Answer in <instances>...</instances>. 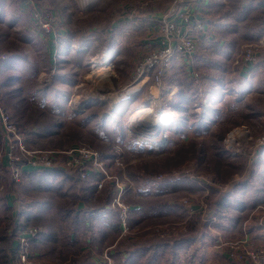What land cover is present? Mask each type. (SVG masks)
<instances>
[{"label":"rangeland","instance_id":"obj_1","mask_svg":"<svg viewBox=\"0 0 264 264\" xmlns=\"http://www.w3.org/2000/svg\"><path fill=\"white\" fill-rule=\"evenodd\" d=\"M30 1L39 14L27 0H0V111L8 117L7 123L14 126L16 142H22L28 150L63 151L81 144L98 150L101 153L98 163H102L99 169L91 170L89 162L80 169L70 171L78 170L80 175L85 170L88 174L92 172L100 174L101 179L98 180L96 189L100 194H96L99 200L96 203L97 199L91 201L95 205L88 212L95 214L99 210L102 211L100 203L108 198L106 215L99 219L119 222L117 230L111 225H103L105 230L112 231V235L105 233L100 235L94 225L87 227L80 225V228L75 226V229L71 230L68 222H64L61 224V232L66 240L61 237L52 252L44 255L42 260L50 264H69L79 258L84 260L88 255L90 262L94 264H116L114 256L121 238L137 240L143 235H153L169 239L175 234L185 233L190 228H193V231H200L195 216L204 214L206 201L204 200L202 206L196 209L198 213L192 216L194 220L192 226L189 223L190 213L195 212L191 201L197 195L205 196L207 189L210 197L211 190L218 191L214 193L216 198L219 193L228 190L229 184L240 179V176L233 173L228 181L219 182L215 179L223 178L230 166L228 163H224L222 167L212 166V162L217 159L213 151L210 164L206 161L197 163L184 151H179L181 148L189 147L191 142H203L214 146L221 144L228 152L223 154V158L227 161L242 159L246 161V166H249L250 160L256 156L253 153V141L264 134V96L263 92H257L264 90V73L255 66H245L240 61L232 68L228 61L238 59L241 46L245 44L258 46V43L240 38V43L237 40H230L232 46L225 47V50L199 48L200 54L205 52L209 56L217 54L220 57L208 58L207 64H203L204 68L198 65L196 74L201 80L195 82L191 79L193 84L179 69L182 60L173 58L171 64H175L178 70H174L177 72L176 76L168 81L164 80L163 89L153 87L149 93L152 82L148 79L127 102L119 103L120 90L123 86L132 84L138 59L151 47L147 43L149 35L147 36L144 31L146 39L141 40H145L146 45L144 47L141 43V51L138 53L134 49L132 33L129 35L131 41L127 49L124 43L123 48L115 49L120 54L111 56V77L107 83L100 85V81H93L94 75L90 74L91 60L96 54L106 53L103 52L107 48L105 44H111L112 40L110 37L107 38L106 33L116 32V29L111 28L127 27L126 21H130V18L128 19L126 15L130 11H134V17L142 14L152 16L155 13H163L174 0ZM121 21L125 24L121 25ZM136 22L138 23L136 26L140 25V20H135L132 26ZM42 24H48L49 33L42 29ZM238 30L241 37L248 38V34L254 33L249 31L245 33L244 28ZM205 35L199 39L198 44L204 42ZM116 37H123V32ZM259 51L264 52V48L259 47ZM244 67L248 68L246 78L238 76V71ZM200 73L203 76H200ZM236 76L241 81L240 85L235 80ZM219 80L221 82H217ZM211 86L222 90L216 94L210 91ZM187 87L194 91V99L187 105L188 116L194 112L198 116L208 107L220 109L218 114H215L214 123L206 125L208 129L195 130L192 126L197 120L192 118L186 122V126L179 123L180 113L171 107V103L177 102V100L174 102L173 96L179 89H182L181 97L184 98L188 93ZM242 89L243 92L239 93ZM169 91H173L170 97L167 95ZM153 97L158 100L155 104H151ZM205 102L209 106L204 108ZM151 105L157 111L161 108L168 109L172 116L170 123L158 130L153 138L154 141L161 140L160 143L145 141V138H150V134L140 126L132 127L133 123L129 122L135 110ZM116 110V115L111 118ZM92 115H94L92 119L88 118ZM148 122L152 123L151 120ZM101 123L103 125L100 126ZM245 131L247 135L242 137L240 134ZM4 132V126L0 122V152L5 150ZM235 132H237L235 143L228 145L225 141ZM262 148L264 146L257 150ZM10 163L8 160L0 161V200L4 195L13 196L10 192L14 190V186L17 185L15 182L21 177V170L17 178L13 177ZM206 166L208 168H205ZM213 171L219 175H214ZM261 175H264V171ZM38 180L40 178L35 180L36 184L40 183ZM99 183L102 184L100 188ZM34 184L33 182L32 185ZM18 191L20 198L25 197L20 186ZM107 194L109 197H106ZM40 195H33L34 201L38 200ZM49 199L52 201L50 196ZM54 199L56 198H53V202ZM79 200L78 203L84 205L88 201L83 198ZM13 201L17 200H13L12 197L11 202ZM65 201H59L65 205L62 209L70 210L72 200ZM184 202H187V207ZM260 202L255 210L251 207L243 214L251 218L249 225L251 223L264 225V201ZM83 204L79 205V208H82ZM183 207L188 209V218L179 215ZM75 210L77 211V207ZM75 210L72 215H75ZM227 212L233 214L234 210L229 208ZM93 217L91 216V219ZM50 219L52 220V217ZM97 219L94 218L93 222L97 223ZM204 220H208V228H214L211 225L214 224L215 217L208 219L205 213ZM32 228L38 231L40 227L32 225ZM225 240L226 242L218 240L215 247L224 249L227 258L232 262L240 264L249 262L245 259L237 261L230 258L226 247L221 244L235 243L238 239L234 237ZM0 242L2 245L1 233ZM31 246L27 245L30 255ZM254 247L264 249L256 243ZM17 249L16 244V247L11 249L14 253H9L12 262L15 261ZM250 263L255 264L251 261Z\"/></svg>","mask_w":264,"mask_h":264},{"label":"trees","instance_id":"obj_2","mask_svg":"<svg viewBox=\"0 0 264 264\" xmlns=\"http://www.w3.org/2000/svg\"><path fill=\"white\" fill-rule=\"evenodd\" d=\"M143 11H145V8ZM179 69H181V72L182 73L184 72L186 77L189 78L183 66H181V68ZM176 73L177 72H175L174 69L171 72V65H170L168 69V73L164 80L168 81V79H170L171 77L173 78L174 75L176 76ZM191 79L190 81L192 83L193 79L192 80ZM204 80H207V79L204 78ZM217 82H221V80ZM187 88H188V93L187 95H184L185 96L184 98L181 97L182 89H179L178 92L174 94L173 96L174 102L176 100L177 102L175 104L171 103V107L175 109L178 113H180L179 123L185 124L186 126L187 125L186 122L188 120H191L190 118H192V119L197 120V122H195V120H192V122L196 123L192 126L195 130L199 131L200 130L199 128L208 129L206 125L210 123H214L215 114H218L220 109L216 107H208L204 112H202L198 116L195 114V112L189 114L188 116L187 114H188L189 109L187 105L191 104V102L193 101L194 91H192L191 88L189 89V87ZM220 90H222V88L214 89L213 86H211L210 91L211 92L213 91L217 94L220 92ZM262 92L264 93V90H262L260 93ZM263 93L262 95L264 96ZM116 112L117 110L111 116V118L116 115ZM93 116L94 115L88 118L92 119ZM101 125L103 124L101 123L100 126ZM179 128L180 127H178V129ZM211 139H212V136L210 137V141H209L210 143H211ZM210 145L211 144H205L203 142L201 143L191 142L189 147L181 148L182 150H180L179 152L184 151L186 154L191 156V160L193 159L197 163L201 164V161H206V163L208 164L209 161L212 160L211 154L213 151L214 154L217 156V159L218 158L220 159L214 160V162H212V166L214 165L215 167L216 165V167H220V166L222 167L224 163H228V165L230 166L229 170L225 172L223 178L219 177L215 179V180H218L219 182L228 181L230 176L233 173H239L243 175L241 180L237 181L233 185L232 190L226 193L217 203L216 212L218 214H221L223 212H227L229 208L235 206L233 202L234 203L238 202L240 200L239 196L248 192L247 184L251 181V179L257 176L258 177L262 176L261 174L264 171V166H263L264 157H262V155L264 154V148L258 149L257 151H255L254 155L256 156L253 159L251 158L252 160H250L249 166H246L245 160L235 159L233 161L232 160L227 161L226 158H223V154H227L228 152L226 149H224V147L221 144H219L218 146L217 145L214 146V144L211 146ZM113 156H111L110 159H112ZM205 168H208V166H206ZM244 170H246V172ZM213 174L219 175L214 171H213ZM37 178H40V180H38L40 182L39 184H36L35 182ZM99 179H101L100 174L96 172H92L90 174L87 173L85 178H81L80 173L78 171H70L65 168H59V167L35 168V169L28 168V167L22 168L20 180L18 182H15V184L17 185L14 186V190L10 192L13 196L4 195L3 198L0 200V218L3 217L6 222L4 228H11V231L9 232L8 236H4L5 231L1 233L2 247H1V242H0V259L2 260V264H8L7 260L4 257V253L6 252L3 249V245L7 246L10 242L13 241L14 237L16 238L17 232L15 233V235H14V232L17 231L18 227L23 228L27 225H35V226L40 227L37 231L38 232L37 236L31 239L29 244L32 245L30 247L32 251L36 250V251H41L42 253H46V251L50 252L55 247V244H57V242L61 240V237L64 238L63 233L61 232V224L64 222H68L69 229L71 230L75 229V226L80 228L81 227L80 225L84 227H87L89 225H94L96 226V229L97 231H99L100 235L102 233H105L106 235L107 234L112 235V231H109L108 229L105 230L103 228V225L104 224L111 225L112 227H114V229L117 230L119 226V222H117V220H114L112 222L111 220H109L106 222V219L105 220L99 219L103 217L104 215H106L105 211H107L106 206L108 205V202H109L108 198H106L100 203L99 207L102 208V211L99 210L95 214L88 212V210L91 209L95 205L91 201L94 199H97L95 201L96 203L99 200L98 195L100 194L96 192L97 182ZM33 182L35 183L34 185H32ZM18 186H20V188L22 189L25 197L20 198ZM35 194L36 195L41 194V195L38 197V200L34 201L33 195ZM49 196L51 197L52 201H50ZM12 197H13V200L16 199L17 201L11 202ZM106 197H109V195L107 194ZM53 198H56L54 199L56 203L53 202ZM79 198H83L86 201L88 200L89 203L87 204L88 201L86 202L84 200L86 202L85 205L81 202L79 204L78 203L80 201ZM57 199H58V202H57ZM65 199L72 200V204H71L72 207L70 208L71 211L62 209L65 205L59 203V201H63V200L65 201ZM31 200L32 202L30 203ZM17 202L18 204L16 205ZM82 204H83V207L79 208V205H82ZM239 205H244V204L239 203ZM76 207H77V211L75 210ZM95 209L97 210L98 208L96 207ZM74 210H75V215H72ZM91 216L92 217L94 216V217L91 219ZM51 217H52V220L50 219ZM55 218H57V220ZM94 218L95 219L98 218L97 223L96 221L93 222ZM15 219L18 220L19 225L18 223H16L13 226V222ZM90 219L92 220V222ZM193 221L194 220L192 219L191 222L193 223ZM192 223H191V226H192ZM190 229L193 230V228H190ZM67 230L68 229L65 230L66 233H67ZM201 232H202L201 229L200 231L199 230L197 231L198 234H200ZM167 238L161 237V236H153V235L151 236L143 235L137 240H134V239L126 240L124 238L120 241L118 245V249L114 256L115 263L116 264H137L138 261L135 260V257L139 254L149 255V260H147V264L159 263V261L161 260L164 261L170 256V253H166V249H165V247H167L169 240H170ZM122 251L126 252L125 257L122 256ZM11 253H14V251L11 250ZM84 258H85L84 260L79 258L78 260L81 259L80 262L78 260H72L71 262H69V264H94L93 262H90L88 255L85 256ZM12 263L13 262H10V264ZM248 263H250V261Z\"/></svg>","mask_w":264,"mask_h":264},{"label":"crops","instance_id":"obj_3","mask_svg":"<svg viewBox=\"0 0 264 264\" xmlns=\"http://www.w3.org/2000/svg\"><path fill=\"white\" fill-rule=\"evenodd\" d=\"M198 5V11L194 16L195 18L201 20V22H205V38L207 40L205 39L203 43L198 44V54L194 55L187 61H182V66L184 67V70L190 79H193L192 75L196 74L198 65L204 68L203 64H207L208 58L214 57V59H218V57H220L217 54L209 56L205 52L200 54L199 48L208 47L214 48V50L216 51L225 50V47L232 46L229 42L230 40H237L238 43H240V38H242V40L244 41L248 40L249 42H257L259 47L264 48V0H201L200 4ZM161 15L162 13H155L152 16L142 14L138 17H134L133 14H131L130 16L126 15L128 19L130 17V21H126L128 28H111V30L116 29V32L108 31V33H106L107 38L110 37L112 40L111 44H105L107 48L103 52H106L110 56L114 54H120L116 52L115 49L123 48V43L125 45L124 47L127 49L131 41L129 40L131 38V36H129L131 33L132 36L134 35V49H136V53L140 52L142 46L141 43L144 44V47L146 45V43H144L145 40H141L142 38L146 39V37H144V31H146L147 36H150V38H148L149 36L147 37V43L150 44L152 42L151 33L154 35L155 31H157L158 29L152 27V21L150 19L154 17L160 18ZM135 20H140V25L136 26V24H138L136 22L134 26H132V23ZM120 24H125V22L121 21ZM146 25L150 28H144V26ZM238 28H244L245 33L247 31L254 33L248 34V38L246 36L241 37L238 34ZM122 32L123 37H116L117 34L120 35V33ZM263 54L264 52H261V55ZM228 63H230L231 67L233 68L234 65H236L238 62L237 59H230ZM173 69H177L175 64H171V72L173 71ZM247 69V67L240 69V71H238V76L246 78L245 73ZM231 72L232 74H234L233 70ZM199 75L203 76L201 73ZM238 76L235 77V80H237L239 84L241 83V81H239ZM143 85H145V83ZM153 87V85L149 86V93H151ZM261 91L259 90L257 92L260 93ZM240 92H243V89L239 91V93ZM253 92H255V90H253ZM237 175L240 176V179L233 180V183L231 182V184H229L230 187L228 188V190L219 193L216 198L214 196V193L218 191L211 190L210 195H212L210 197L209 191L207 189V194L205 196L201 197L197 195L195 199L191 201L193 207L192 209L195 213L190 214V225L192 223V216H195L196 213H198L196 209L202 206L201 204L202 202H204V200L206 201V209L204 214H197V216H195V218L197 219H195V221L199 224L202 232L198 234L197 230L193 231L192 229H189L185 233H181L179 235L175 234L174 237L169 238V243L167 247H165L166 253H170L169 258L165 259L164 261L161 260L159 261V263L154 264H240L230 261L227 258L224 249L215 247V245L218 243V240L226 242L225 239L234 237L238 240H247L253 242L254 244H258L261 247H264V225H254L252 223L249 225L251 218L246 214L243 215L245 212L249 211V208L251 207H254L255 210V208L261 203L260 200L264 201V175L251 179V181L247 184L248 192L239 196L240 200L238 202H233V204L235 205L231 207L234 210L233 214H229L228 212L218 214L216 212L217 203L219 202V200L226 193L230 192L233 188V185L243 177L242 174L237 173ZM237 175L235 176V178L237 177ZM201 195H203V191ZM239 203H243L244 205H239ZM188 208L190 207L188 206ZM187 211L188 209L186 210V208L183 207L182 212L179 215L181 217H187ZM205 213L208 219L215 217V222H213L214 224L212 223L213 225H211L214 228H208L207 223L209 224V222L208 220H204ZM5 223L6 222L4 221V219L0 218V233L5 231L4 236H8L11 228H4ZM16 223H18L19 225V222L14 220L13 226ZM29 227H32V225H27L23 228L18 227L17 231L14 232V235L16 232L27 229ZM111 238L112 236L109 239ZM122 239L123 238H121V240ZM14 247H16L15 237L13 238V241L10 242L7 246L3 245V249L6 252L4 253V257L7 260L8 264L12 262V259L9 256V252H11L10 250ZM47 253L49 252L46 251V253H38L36 250L32 251V255L34 256L36 264H50L46 260H42V257ZM122 256H126L125 251H122ZM135 260L138 261L137 264H139V262L140 264H147L149 255L139 254L135 257ZM243 264L249 263L244 262Z\"/></svg>","mask_w":264,"mask_h":264},{"label":"built area","instance_id":"obj_4","mask_svg":"<svg viewBox=\"0 0 264 264\" xmlns=\"http://www.w3.org/2000/svg\"><path fill=\"white\" fill-rule=\"evenodd\" d=\"M27 1L32 4V7L35 11L36 9L33 3L30 0ZM200 2L201 0H174L162 13L160 18L154 17L150 19L152 21V27L158 29L157 31H155L154 35L151 33V47L148 48L143 56L140 57L137 61L138 63L135 69V76L133 77L132 84L136 83L137 85L138 83L142 82L143 85L149 79V81L152 82V85L155 88H157L158 90L163 89V82L168 73V69L173 58L187 61L194 55L198 54V41L201 37H204L206 31L205 24L194 16L198 11V4H200ZM36 13H38L37 10ZM133 13L134 11H130L128 13V16ZM47 25L48 24H42L41 26L42 29L49 33L50 31L47 28ZM144 28L150 27L144 26ZM110 59L111 56L107 53L96 54V56L91 60L92 66L90 74L95 76V74H93V71L95 69H97L98 71L99 67H102L104 65L109 67V69L111 70L112 63ZM238 59L237 62L240 61L246 66H255L256 69L264 73V54L261 55L259 46H257L256 44L243 45L240 48ZM150 72H152L151 76ZM192 77L195 82L200 79L197 74H193ZM132 84L122 87V89L120 90V95L118 96L119 103L127 102L133 96V94L136 93V91H132L135 86ZM172 94L173 91H169L167 95L170 97ZM208 106L209 104L206 102L205 105H203L204 108ZM163 110H166L170 115L168 118L169 124L172 118L171 113H169L168 109H161V113L163 114L162 119L164 120L166 114H164ZM7 119L8 117L2 111H0V122H2L5 129V150L4 152H0V161L4 162V160H8L12 163H10L11 173L14 178L18 177L20 170H22V168L24 167L34 169L59 167L72 170L80 169L90 162L91 170L100 168L102 163H98V159L100 158L101 153H99L95 148L86 144H81L63 151L28 150L22 144V142H16V133L14 131V126L7 123ZM167 125H165L164 127H166ZM138 126L139 125L135 123H133L132 125V127ZM145 132L147 131L145 130ZM158 132L159 131L150 132L153 134L149 135L150 138L153 139L155 137V134H157ZM244 133L245 134L241 133L242 137H246L247 131H245ZM164 135V138H166V134ZM235 140L236 139L233 138L232 141H230L229 137L225 142L228 145H232L235 143ZM145 141L156 143L159 140L154 141V139L148 140V138H145ZM253 143V153H255L257 148L264 146V134L256 138ZM85 174H87L86 170L80 175V177L85 178ZM101 186L102 184L99 183L98 187L100 188ZM183 204L186 205L187 202H184ZM37 233V230L32 227L17 232L16 242L18 249L16 254L14 255L15 261H13L12 264H36L34 256L30 255V252L28 253L27 251V245H29L31 239L37 236ZM221 245L226 247L228 256L234 260L238 261L245 259L255 264H264V249L255 248L254 244L247 240L240 239L235 243Z\"/></svg>","mask_w":264,"mask_h":264},{"label":"bare ground","instance_id":"obj_5","mask_svg":"<svg viewBox=\"0 0 264 264\" xmlns=\"http://www.w3.org/2000/svg\"><path fill=\"white\" fill-rule=\"evenodd\" d=\"M102 65V64H101ZM109 67H107L106 65H104L103 67H100V69L97 71V69H95L93 71V74H95V76L93 77L94 78V82L96 80L100 81V85L102 83H107L110 81V77H111V73L109 71ZM142 84V82L138 83L137 85L134 86V89L132 90L133 92L136 91V93L138 92V90H140V85ZM106 90V89H105ZM157 92V90H156ZM155 92V94H156ZM114 93V92H112ZM114 98L116 99V94L113 95ZM153 101L151 104H155V102H157L158 100L156 99V97H153L152 98ZM162 109V108H161ZM161 109L159 111L155 110L154 107L151 105L150 107H142L140 109H137L135 110L131 116H130V123H135L137 125H139L140 123V127L142 129H145L148 133L147 134H150V135H153L152 131H158V130H161L165 125L168 124L169 122V114L166 110H163L164 114L165 115V120L167 121V124H166V121L164 119H162V113H161ZM148 120H151L152 123H149ZM235 134H237V132L235 133H231L230 134V141H232L233 138H235ZM245 134V133H243ZM242 135V134H240ZM148 140H153L151 138H148Z\"/></svg>","mask_w":264,"mask_h":264}]
</instances>
